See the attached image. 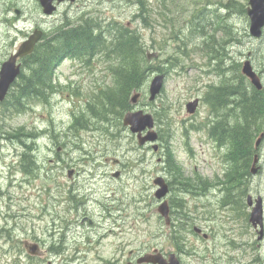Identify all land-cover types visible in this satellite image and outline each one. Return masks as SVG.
Here are the masks:
<instances>
[{"label": "rangeland", "instance_id": "1", "mask_svg": "<svg viewBox=\"0 0 264 264\" xmlns=\"http://www.w3.org/2000/svg\"><path fill=\"white\" fill-rule=\"evenodd\" d=\"M246 5L247 0H74L59 4L51 16H46L38 0H0V67L35 28L50 37L59 27L78 24L96 13L95 19L99 14L135 31L138 43L143 44V58L134 57L139 67L134 76V80L139 79V90L129 89L134 84L131 80L121 94L128 89L129 96L131 90L141 93L139 104L133 109L143 108L155 114V132L162 137V142L134 150L133 159H126L120 147L129 149L131 139L120 131L119 124L113 123L116 121L107 125L115 131L110 139L106 138L108 129L86 130L76 123L75 115L85 110L84 101H91L98 110L103 94L122 90L111 69L117 60L112 53L87 63L65 57L55 67L51 96L46 100L31 99L24 103L21 112L8 110L9 113L4 108L9 104L10 91L17 89V76L5 100L0 101V264H58L47 245L60 236H64L71 251V261L65 264H100L92 249L109 253L114 243L123 247L124 264L128 262V252L143 247L148 251L161 248L165 254L174 251L181 264H264V231L261 242L257 241L258 233L248 223L250 207L233 198L237 190L226 191L220 184L224 149L212 141L206 127L210 124L207 118L213 120L217 115L205 101V93L212 85L225 81L214 69L221 59H237L240 69L248 59L264 89V29L258 40L250 35L249 19L240 11ZM213 49L216 56L212 60L209 55ZM20 61L21 57H17L20 71H26ZM222 66L224 69L223 63ZM160 73L165 75L160 94L148 101L150 81ZM226 76L232 84L230 72ZM100 88L106 92L98 94ZM195 98L199 105L194 114H189L185 105ZM227 121L230 122V115ZM19 126L37 133L28 170L23 146L14 136ZM260 133L254 137L259 161L256 171L246 177L244 198L248 194L264 198V137L255 146ZM119 137L125 139L117 144L115 139ZM74 142H78L77 146ZM150 145L155 146L154 151ZM99 150L118 154L122 179L88 174V169L95 172L99 160L94 155L86 157V152ZM109 154V163L115 166L112 161L116 155ZM168 154L170 167L175 170H163L162 158ZM81 155L85 159L80 160ZM68 168L79 172L74 180L67 177ZM156 177L172 184L176 225L171 231L157 215L158 201L152 186ZM87 191L102 194L116 204L115 219L105 222L101 217L94 218L89 224L86 219L91 218L92 210L99 211L101 204H110H84L79 195ZM78 203L82 209L76 211L78 223L73 227L71 208ZM262 206L264 211V200ZM84 215L87 218L80 223L79 218ZM62 225L73 227V233L64 234ZM193 227L199 229L198 235L191 233ZM105 233L107 237H101ZM204 234L209 235L208 239L203 238ZM39 239L44 246L38 247ZM174 240H182L180 247L174 245ZM25 243L36 244L40 252L28 254ZM86 247L89 251L82 252Z\"/></svg>", "mask_w": 264, "mask_h": 264}, {"label": "trees", "instance_id": "2", "mask_svg": "<svg viewBox=\"0 0 264 264\" xmlns=\"http://www.w3.org/2000/svg\"><path fill=\"white\" fill-rule=\"evenodd\" d=\"M240 11L245 13V8L242 7ZM87 22L88 20L84 18L76 25L59 27L49 38L35 45L33 51L24 60L23 66L26 71L22 69L18 77L20 81L16 83L17 86L15 85L17 89L10 92L11 101L6 104L5 110H10L13 113L21 112L26 101L30 99L46 100L50 97L53 70L63 56H91L96 50H99L98 33L101 28L96 25L90 30L91 24L88 25ZM221 26V24L218 26L219 29ZM95 29L99 32L95 33ZM123 29L124 31L119 32L120 37L113 41L116 43L112 49L114 54L121 58V63L117 64L118 67L113 71L116 75V83L121 86L122 90H114V92L111 90L105 94L103 93L106 91L98 93L103 94L99 111L94 110L95 105L90 102L85 111L75 118L81 129L105 130L107 121H116L113 123L120 124L121 113L130 105L128 90L139 88V79L134 80V76L139 73V67L134 57L142 59L143 49L138 51L136 46L138 37L127 28ZM111 45L106 47L109 48ZM215 56V49H213L209 58L213 60ZM128 61L129 63H127ZM222 63L225 65L224 69ZM240 65L237 59L233 62L227 61V58L219 61L218 65L214 67L215 73L225 78V81L212 85L205 93V101L217 115L207 128L208 135L224 149L225 165L220 183L226 185L227 190L231 188L237 190V195L235 197L231 195V197L236 201L240 199V202L245 205L243 194L246 190L243 189V185L246 177L251 175L249 166L253 151L256 150L254 137L264 131V89L256 90L246 77L240 75ZM145 70L148 71L149 67L145 68L141 74ZM226 72H230L232 84H230ZM131 80H134V84L121 94L124 88L129 86L128 81L131 82ZM231 93H234V96H231ZM229 115L230 122L227 121ZM36 135L37 133L25 130L23 126H19L14 132V136L23 146L22 155L30 158L25 160L27 170L32 166L31 158L35 150L33 140ZM110 136H115V134L110 133ZM74 144L77 146L78 142H74ZM166 159L169 163L171 160L169 154ZM170 169L175 170L173 167H169ZM174 242L176 247H180L178 244L182 240H174Z\"/></svg>", "mask_w": 264, "mask_h": 264}, {"label": "water", "instance_id": "3", "mask_svg": "<svg viewBox=\"0 0 264 264\" xmlns=\"http://www.w3.org/2000/svg\"><path fill=\"white\" fill-rule=\"evenodd\" d=\"M63 0H56V3H59ZM73 1V0H69ZM42 12L44 14H51L55 9L56 5L53 3V0H38ZM18 13V10L15 11ZM246 13L249 19V28L248 31L251 36L259 37L262 33V28L264 27V0H248V6L246 9ZM42 36V31L39 29H34L24 40L20 42L18 45L17 51L12 53L7 59H5L0 67V101L3 100L10 84L15 80L20 72V64L16 63L17 57H23L30 54L35 46V44L40 40ZM241 73L245 75L250 82L255 86L257 89H261L262 83L261 78L256 72V70L251 65V62L246 59L242 63ZM164 81L163 74L155 75L149 84L148 92L149 96L148 99L150 101L154 100L156 95L159 94ZM139 97V93L136 92L131 97V102L136 103ZM198 99H194L193 101H189L186 103V111L189 113H193L197 107ZM122 123L124 126H128L129 130L136 134L138 144L142 145L146 141H153L156 140L157 134L153 129L154 126V118L150 112H144L142 109H138L135 111H128L124 114L122 118ZM143 133V131H145ZM264 137V132H261L255 141V146L259 144L261 139ZM155 148V146H154ZM257 157H254V160L250 167V172L254 173L256 171V162ZM154 184L159 185L160 187L154 193L157 199H161L163 196L166 195L168 192L167 184L163 181L161 177L154 179ZM247 204L252 205L251 196H247ZM159 213L164 216L166 222L169 221L168 216V205L166 200L163 201L159 207L157 208ZM262 206H261V197L258 196L255 200V204L251 208V212L249 214V221L251 224L256 227L259 225L260 229L258 231V239L262 238L263 235V215H262ZM27 252L29 254H36L37 253V245L36 244H24ZM152 263V264H180L178 258L174 253H170L166 258H163L160 253H147L138 258V264L140 263Z\"/></svg>", "mask_w": 264, "mask_h": 264}, {"label": "flooded vegetation", "instance_id": "4", "mask_svg": "<svg viewBox=\"0 0 264 264\" xmlns=\"http://www.w3.org/2000/svg\"><path fill=\"white\" fill-rule=\"evenodd\" d=\"M99 32V30H95V33ZM99 59L100 57H97V56H90V57H87V59L91 60V59ZM80 59L84 60L85 62V59L81 58ZM12 88V87H11ZM10 88V89H11ZM9 89V90H10ZM133 90V89H132ZM131 92H134L132 91ZM9 92V91H8ZM7 92V94H8ZM10 94V93H9ZM9 94L7 96V101L9 99ZM132 109V106L129 105L128 109L127 110H130ZM125 110V111H127ZM133 110V109H132ZM109 121H107L105 123V125H108ZM120 131H124L126 132V136L128 137H134L133 135H131L128 131V128H123V127H120ZM158 138L160 140V135L158 133ZM109 153H112V154H115L116 155V158H113L114 160L112 161L113 164H115V166H112V164L109 163V159L111 158L110 154ZM87 156L86 157H89V155H94V157H96L99 161H98V166L95 168V172H93L92 169H88L86 170L88 172L89 175H109L110 177L114 178V179H117V178H123V175L121 174V171L118 169L119 165L122 163L121 162V158L118 156V154L116 152H109L108 150H105V151H102V150H99V151H95L90 154L86 153ZM152 157H149L148 158V163H151L150 162V159ZM80 160L82 159H85L84 156H80L79 158ZM86 160H89L86 158ZM85 163V162H84ZM66 173H67V177L70 178V179H75L77 176H78V171L75 170L74 168H68L66 170ZM84 177V176H82ZM85 179V178H84ZM100 179V178H99ZM74 185V184H73ZM72 185V186H73ZM112 189V188H111ZM1 191V189H0ZM77 190H74V192H76ZM107 194V193H106ZM112 194L115 195V191H112ZM71 196L72 197H75V195H72L71 193ZM67 199V198H65ZM79 199L80 201L84 202V204H88V205H94L93 203L97 204V203H101V202H107L109 203L110 205L108 204H101L100 205V208L99 211H96V210H92L90 213H91V218L90 219H86L88 221L89 224L92 223V220L91 219H94V218H100L103 219V221L105 222H108L110 221L111 219H115L114 216H115V211H117L118 209V206L116 204L113 205L112 202H109L108 201V197H105L103 196L102 194H98V193H91L89 191L87 192H84L82 194L79 195ZM59 200V199H58ZM80 204L81 203H78L76 205H74L71 209L72 211L74 212V214L71 216V222H72V225L74 227L75 224L78 223L77 219H78V215L76 213V211L78 209H82L80 207ZM112 205V206H111ZM86 209H89L87 208L86 205H84ZM0 211H2V209H0ZM7 213V212H6ZM9 214V213H8ZM85 218H87L86 215H84L83 218H79V222L80 223H83L85 221ZM96 219L95 222L97 223H101L100 220ZM114 220H112L113 222ZM63 226V225H62ZM65 226H63L64 228ZM73 227L71 226H68V227H65V232L64 234H67L69 235L70 233H73ZM75 231H76V228H74ZM55 231V229H54ZM113 230H109V232H112ZM79 234V232H78ZM101 237H107V233L105 234H102ZM38 244V243H37ZM40 246H44V241L40 240L39 239V244H38V247ZM48 250L55 256L57 257V259L59 260L58 264H65L66 261H71V258H70V250L65 242V239H64V236H60L58 238H53V240L51 241V243H49L48 245ZM113 248L109 251V253H103L102 250H99V249H92L93 253L96 254L97 258L99 259V263L100 264H124V253H123V247H120V245H117L116 243L113 244ZM146 247H143L142 249H137V251H130L126 254V264H137L136 263V259L138 258L139 255L141 254H144L146 252H160L164 257L167 256V254H165L161 248H153L151 249L150 251L146 250L145 249ZM73 250H76L75 248ZM38 251L40 252V249L38 248ZM82 252H86V251H89V249L86 248H82L81 249ZM179 252V251H177ZM38 254V253H37ZM75 259V254H73L72 256V260ZM82 264V262H80ZM142 264H145V263H142Z\"/></svg>", "mask_w": 264, "mask_h": 264}, {"label": "bare ground", "instance_id": "5", "mask_svg": "<svg viewBox=\"0 0 264 264\" xmlns=\"http://www.w3.org/2000/svg\"><path fill=\"white\" fill-rule=\"evenodd\" d=\"M130 1V0H129ZM94 13V12H93ZM94 14H96V13H94ZM94 14H93V17H92V23H91V25H90V30L94 27V26H96V25H98L97 27H100L101 28V31L98 33V38H99V44H102V45H106V46H109V45H111L112 43H113V41L116 39V38H118V37H120L119 36V32H122V30L124 31V29L119 25V24H117V23H114L112 20H107V19H105V18H103V17H101L99 14H98V19H95L94 18ZM98 29V28H97ZM97 29H95V30H97ZM114 43H116V42H114ZM113 43V44H114ZM136 46H137V48H138V51H140L141 49H143V44L142 43H138V44H136ZM251 53V52H250ZM2 55V54H1ZM18 78V77H17ZM232 80V79H231ZM222 82V81H221ZM10 86H12V85H10ZM10 89V88H9ZM13 91V90H12ZM10 99V98H9ZM8 99V100H9ZM11 101V100H10ZM8 107V106H7ZM11 107V106H10ZM128 108V107H127ZM23 109V108H22ZM6 111H8V110H6ZM223 111V110H222ZM9 112V111H8ZM10 113V112H9ZM121 114H123V113H121ZM120 117V116H119ZM117 118V117H116ZM119 119V118H118ZM120 121V120H119ZM214 128V127H213ZM123 138H125V137H123ZM120 149H121V152H122V154L124 155V157L126 158V159H133V157H134V154H132V151H134V150H137L135 147H133V146H130V148L128 149L127 147H125V146H121L120 147ZM257 157V159H259L258 158V156H259V154H258V151L257 150H255V151H253V154H252V159H251V164H252V162H253V160H254V157ZM26 159H30L29 157H27ZM169 163L167 162V160L164 162V165H163V169L164 170H168L169 169ZM250 168V167H249ZM227 169V168H226ZM259 169V168H258ZM226 185L224 186V189L226 190V191H228L226 188ZM230 190H232L233 191V189L231 188ZM248 216V215H247ZM264 231V230H263ZM254 234V233H253ZM254 236V235H253ZM262 240V239H261ZM261 240H260V242H261ZM258 241V240H257Z\"/></svg>", "mask_w": 264, "mask_h": 264}]
</instances>
